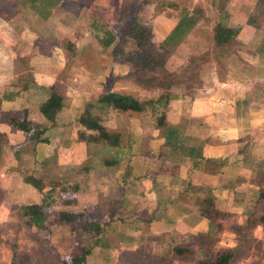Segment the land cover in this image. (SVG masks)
Segmentation results:
<instances>
[{"label":"crops","instance_id":"obj_1","mask_svg":"<svg viewBox=\"0 0 264 264\" xmlns=\"http://www.w3.org/2000/svg\"><path fill=\"white\" fill-rule=\"evenodd\" d=\"M92 1L0 0V51L4 54L0 115L9 117L14 112L46 127L41 135L46 140L37 141L33 138L36 126H30L27 135L11 122L1 123L6 165L10 172L22 161L51 164L62 171L57 179L46 181L34 174L46 183L39 188L31 182L37 190L33 192L15 174L6 175L3 185L12 186L10 178L19 179L22 186L13 188L12 195L20 202L32 197V204L45 205L44 188L60 190L63 198L55 202L57 207L63 204V212L81 214L84 224L98 227L91 229L93 244L84 264H106L103 253L113 256L112 264H132V259L142 257L172 258L173 247H187L200 233L224 231L234 214L239 228L250 219L255 221L252 227L264 231L258 222L264 210L258 195L264 188V0H229L225 25L238 30L231 53L214 61L215 75L204 79V87L194 94L173 95L167 106L144 103L142 111L95 104L92 112L107 131H113V143L79 137V132L96 135L78 122L87 102L105 90L131 93L140 102L155 99L159 92L132 79L118 78L113 87H105L113 68L120 77L129 75L131 62L115 61L111 55L106 63L98 58L86 65L69 60L64 37L81 27V33L91 38L100 34L103 6L99 0ZM147 12L150 41L159 49L181 15ZM94 48L81 45L77 50L92 53L97 51ZM111 48L106 49L111 52ZM23 49L27 56L19 55ZM18 58L24 59L29 71L25 73L23 66L16 70ZM55 82L60 83L66 102L51 125L39 106ZM161 111L169 126L157 124ZM172 127L175 132L169 134ZM13 145L21 149L18 154ZM106 153L111 159L101 162ZM71 170L76 171L72 176ZM206 208L208 215L203 213ZM236 242L223 248L238 250L242 241ZM204 246L201 240L199 249Z\"/></svg>","mask_w":264,"mask_h":264},{"label":"rangeland","instance_id":"obj_2","mask_svg":"<svg viewBox=\"0 0 264 264\" xmlns=\"http://www.w3.org/2000/svg\"><path fill=\"white\" fill-rule=\"evenodd\" d=\"M99 1L102 2L103 6L101 17L104 23L101 22V27L107 29L109 26L113 32L118 29L120 23L129 20L135 15L138 16L139 14L138 18H141L140 21L151 30V17L147 12L151 10L155 13L165 14L168 16H192L196 22L195 25H191L185 32L186 35L184 34L185 36H183L182 39L183 43L178 51L176 50V47L179 43L177 46L170 45L161 50V47L159 49L155 48L153 43L150 41L151 39L149 40L145 49L149 51V53L152 54L156 60H158V64L161 65L158 70H155L154 72L149 70L137 71L136 64H133L132 72L130 71L129 75H121L120 77L115 73L113 68V73L109 79H107L105 84V87L107 86V88L109 86L113 87L114 80H117L118 78L130 80L132 76H138L144 77L146 80L148 76L147 81L140 83L139 85H143L150 89H156L159 94L165 91L171 95V98L173 95L179 96L182 93H189L192 95L198 91L197 89L204 87V79L215 75L216 70L212 68L214 61L220 60L225 55L231 53L230 49L232 45L225 47V49H219L214 45L213 41V27L217 22L225 24L227 19V14L224 11L225 9L219 11L217 8L219 0ZM164 2H169V6L167 4V6L163 5ZM86 8L88 10V5ZM262 8L264 11V3L262 4ZM106 24L107 27L105 26ZM81 30L82 27L77 28L73 33L67 35L66 38L64 37L63 40L70 41V44L65 43L66 41L64 42L66 47L74 46V49H77L78 46L81 45H85L90 48L95 46L94 49L97 51L91 53L92 56H94V59L92 60L97 61L95 58H98L99 60L101 59L102 63H106L110 58V51L106 48H102L97 39V37L103 35L102 30H100V34L98 36H92V38L91 35H83V31L81 33ZM234 41L235 40H233L232 43ZM71 43L73 45H71ZM18 53L19 55L25 53V56H27L26 54H28V51L27 49H23ZM70 54L67 49V56L69 60L72 59L70 58ZM68 58L67 61H69ZM3 59L4 54L0 51V60L2 61ZM20 61L22 63H20ZM90 63L92 64V61L88 62V64ZM175 63L179 65L175 66ZM20 66H23V68L26 66L25 61L22 58H20L17 62L16 70L19 69ZM125 68L126 67H124V70ZM28 69L29 68H24V72L26 73L29 71ZM171 73L174 75L170 76ZM27 74L23 73L25 76ZM17 76L19 78L21 77L19 74H17ZM150 76L154 79H149ZM14 79H16V76ZM158 81L160 83L158 85L155 84ZM8 84L9 83L5 84L7 88L9 86ZM156 86L159 87L153 88ZM129 95L133 96L131 93H129ZM12 114L14 116V112L9 114V119ZM9 119L8 115H0V124L5 121L10 122ZM29 122L31 124L32 121ZM110 132L113 134V131ZM3 141V137L0 136V264H62L61 258L63 255L71 257L75 255H82L84 252H86L87 255L91 249V244H93V231H91V229L96 230L97 228H94V226L88 225L87 223L84 224V220L81 218H75L71 223L58 222V218H56L55 215L63 212L62 210L65 208L63 207V204H59L58 207L55 204L57 200L63 198V196L61 198L59 195L60 190L57 192L52 190L46 191L44 188L42 191L44 193H41V196H43V200L45 198L43 210L46 215V222L38 229L30 223L28 217H26L23 213L24 208L27 205L32 204V197L29 199L27 198V201L20 202L19 199L11 193L13 188L14 191L21 188L22 184H20V180L17 179V181H15L10 178L9 184L12 186L7 185L5 187L3 185L5 177H7L6 175L15 174L16 177H20L22 179V182L28 184L30 186L29 188L33 192V190H37L28 179L29 177H34V174H36L39 175L37 178H41L42 176L45 181L49 179L54 180L59 177V174H61L62 171L59 170L57 166L49 167L51 164L36 166L29 161L27 163H23L22 161L20 164L12 166V171L10 172V167L6 165L8 163V159L5 155ZM13 147V150L16 149L14 153L18 154L21 150L18 149L19 146L13 145ZM100 148L102 147H97L96 151L98 152ZM102 156L103 157L100 159L101 162L106 159H111L110 153L103 154ZM94 164L96 165V162ZM97 167H99V165ZM82 168L83 167H80L79 171H81ZM14 170L16 172H13ZM75 172L74 170H71L69 174L72 176ZM88 173L89 175H92V173ZM99 176L101 179H104L101 173H99ZM84 178L86 179L87 176L84 175ZM45 183L46 182L41 183L38 187H43ZM236 216L237 215L234 214L228 217L226 223L228 228L225 229L226 231L218 229L214 233L197 234L196 237L190 239V243L186 247V253L177 257L173 256L172 258H163L166 261L164 263L194 264L197 259L203 257L209 258L216 250L228 246L229 244H236V241L238 240V242L242 241V243L238 245L239 248L237 250V257L231 262V264H264L263 229L258 228L257 226L251 227L248 230H245V228H239ZM231 230L236 231V233ZM201 240L204 242L205 246L204 248L202 247V249H199L198 245ZM163 249H165V247ZM102 256L106 264L113 263V256H109L107 253H103ZM160 260L161 258L159 257L134 258L132 259V264H164Z\"/></svg>","mask_w":264,"mask_h":264},{"label":"trees","instance_id":"obj_3","mask_svg":"<svg viewBox=\"0 0 264 264\" xmlns=\"http://www.w3.org/2000/svg\"><path fill=\"white\" fill-rule=\"evenodd\" d=\"M229 0H219V4L217 8L219 11L225 9ZM165 3V4H164ZM163 5L169 6V2H164ZM167 4V5H166ZM163 6V7H165ZM140 15V14H139ZM138 15V16H139ZM189 15V14H188ZM137 15L131 17L129 20L120 23L118 29L115 32H112L108 29H104L101 27L103 35L97 37L99 43L104 48H108L112 45L110 55L114 60L118 62H131L134 65L136 64L137 71H155L158 70L160 64H158V60L152 56L145 49L146 45L149 43L151 39V30L145 26ZM195 20L192 16H181L172 31L169 35L163 40L161 43V50L167 46H177L185 36V32L187 29L192 25H195ZM238 30L236 28H231L221 22H217L216 25L213 27V41L214 45L217 48L225 49V47L230 46L232 41L235 39ZM185 34V35H184ZM98 35H95V37ZM66 40H63L64 43ZM65 43H69L70 41H66ZM71 45H73L71 43ZM159 47V48H160ZM75 47H68L67 49L70 54V58L76 63L83 62L85 65L89 61H93L94 56H92L91 52L87 51H78L74 49ZM72 56V57H71ZM96 59V58H95ZM175 73V72H174ZM174 74L171 73L170 76ZM27 77L31 74H27ZM131 79L137 83H144L147 81L144 77H131ZM149 79H154L153 77H149ZM160 82H156L155 84H159ZM144 88L143 85H140ZM159 86L153 87L157 88ZM171 100V95L167 92L160 93L155 99H148L146 102H140L137 98L127 94V93H116L105 90L102 94H100L94 101L89 100L85 106L83 113L79 116L78 122L81 126H83L87 130L96 131V135H87L84 132H79V137L82 139H96L102 138L105 139L107 142L113 143L115 140L114 134H111L109 131L105 129V127L101 124L100 118L98 115L93 114L92 108L95 104H100L101 106L105 107H112L114 109L126 111H142L144 107V103L154 107L156 104L158 105H166ZM66 98L64 96L63 91H61V85L59 82H55L50 86V94L46 100H44L40 106L39 110L41 115L50 122V124H54L55 115L57 112L65 105ZM9 119V117H8ZM164 114L161 111V115L157 119V124L159 126H169L164 122ZM10 122L13 126H16L18 129L23 130L27 135L30 131V126H36L35 131H33V138L37 141H45L46 139L41 138V135L45 131L46 127L41 124H37L31 122L30 120L26 119V117L20 118L17 117L16 113L10 116ZM175 129L172 127L169 134H173ZM35 186H39L42 182L41 179H37L34 177L28 178ZM259 198L264 200V188H260L259 190ZM43 203L42 204H30L24 208V215L28 217L30 223H32L38 229L43 226L46 222V215L43 210ZM209 209V206L207 207ZM204 209L203 213L208 215L210 211L208 209ZM81 214L78 213H69V212H61L57 214L58 222H65L71 223L72 220L75 218H80ZM254 220H250L244 226L245 230H248L254 224ZM259 224L264 228V210L260 214L258 218ZM98 228V227H97ZM187 248L183 246H175L173 247V256H181V254L186 253ZM83 253V252H82ZM86 257V252L82 255H75L71 257L62 256V264H84ZM237 257V250L236 248H220L216 250L213 255L209 258H199L196 260L194 264H231V262ZM163 263L166 262L165 259H161ZM165 264V263H164Z\"/></svg>","mask_w":264,"mask_h":264}]
</instances>
